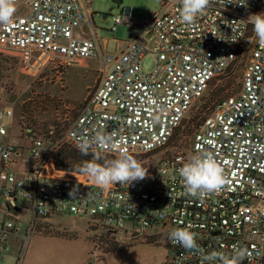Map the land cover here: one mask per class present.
I'll list each match as a JSON object with an SVG mask.
<instances>
[{
  "label": "built area",
  "instance_id": "obj_1",
  "mask_svg": "<svg viewBox=\"0 0 264 264\" xmlns=\"http://www.w3.org/2000/svg\"><path fill=\"white\" fill-rule=\"evenodd\" d=\"M159 2V11L147 21L112 17V33L121 24L139 27L115 54L99 51L90 20L93 11L86 0H15L12 22L0 24V53L25 55L30 74L46 65L61 68L100 57L98 81L61 140L78 150L77 144L96 131L115 132L113 146L94 150L114 157L122 151L134 156L167 150L175 130L211 81L224 75L243 49L248 52L239 91L216 103L195 129L190 147L170 151L147 170L144 180L128 187L115 183L102 189L84 178L45 175L58 142L26 124L21 125V134L29 141L27 151L36 166L17 177L10 165L19 156L18 147L0 141V197L9 212L8 218L0 219V263L10 251L12 237L20 240L14 264L21 263L30 229L19 234L12 210L23 200L30 203L32 223L52 215L86 217L97 230L158 238L154 242L162 241L170 251L163 264H209L198 250H186L168 239L175 228H190L205 253L231 257L247 248L242 264H264V153L255 149L264 143V134L256 129L264 121V48L252 25L238 22L264 12V0L212 5L192 26L181 23L179 0ZM83 28L93 37L75 35ZM147 56L153 65L145 71L142 61ZM11 117L10 108L0 109V137L6 136ZM200 150L211 151L228 178L218 193L204 199L184 194L177 171ZM74 188L73 197L69 192ZM151 230L156 232L149 235Z\"/></svg>",
  "mask_w": 264,
  "mask_h": 264
},
{
  "label": "rangeland",
  "instance_id": "obj_2",
  "mask_svg": "<svg viewBox=\"0 0 264 264\" xmlns=\"http://www.w3.org/2000/svg\"><path fill=\"white\" fill-rule=\"evenodd\" d=\"M86 1L93 11L90 20L101 41L104 54L116 53L113 43L103 44L105 39L114 38L126 42L139 30V27L134 29L127 23L118 25L114 33L110 32L113 16H132L137 20L147 21L160 9L159 0ZM247 55V50L243 49L240 58L231 68L223 76L213 80L203 98L186 114L167 150L135 157L142 167H155L170 151L185 152L190 147L195 129L203 118L211 113L216 103L239 91ZM92 64L93 68L89 70H83L79 66L69 67L67 75L66 68L51 70L47 66L46 70H38L29 76L20 72L16 56L0 53V109L8 107L12 111V118L8 121L9 140L18 146L22 145L24 141L18 125L26 124L52 143L58 142L43 170L45 175L84 178L93 182L85 175L78 176L75 172L64 171V168L59 171L54 166L55 160L63 159L65 153L74 150L61 139L88 93L87 86H92L99 75L98 70L102 66L100 57L92 61ZM152 65L150 56L143 59L142 67L145 71L150 70ZM49 131H53V134L50 135ZM100 156L101 161L117 158ZM86 157L93 158L91 154ZM72 162H68L71 168ZM19 203H23L22 229L19 233L24 235L31 226L32 217L28 202ZM91 230L95 231L94 234ZM154 232L156 231L151 230L149 235ZM157 239L133 233L115 234L99 228L97 231V228L88 225V218L52 215L38 219L33 225L23 249L22 264H161L165 249L162 241L154 242ZM15 253L14 247L12 255L0 264H12Z\"/></svg>",
  "mask_w": 264,
  "mask_h": 264
},
{
  "label": "clouds",
  "instance_id": "obj_3",
  "mask_svg": "<svg viewBox=\"0 0 264 264\" xmlns=\"http://www.w3.org/2000/svg\"><path fill=\"white\" fill-rule=\"evenodd\" d=\"M226 3L229 2L227 0H179L180 21L185 26H192L197 17L204 14L210 6L225 5ZM240 4L244 5L245 3ZM15 12V0H0V24H10ZM238 22L251 24L258 45L264 48V12L250 14L247 20ZM256 129L258 134H264V121L258 122ZM115 135V132L100 130L96 131L94 135L83 138L77 144L81 155L91 154L93 156L92 160L82 163L78 169L79 172L89 177L102 189L115 183L128 187L133 182L144 180L147 176V169L142 167L141 163L132 155L124 151L120 152L115 159H103V163L97 162L102 157L94 150L97 147L113 146ZM255 149L264 153V143H257ZM177 171L184 194L193 198L204 199L210 194L218 193L228 183L224 169L218 164L211 151L200 150L193 153ZM172 178L176 179L175 176ZM76 190L74 188L69 192V195L74 197ZM168 239L186 250H198L201 258L208 261L209 264L213 261H219V264H242L249 254L247 248H239L231 257L217 251L205 253L197 244L196 233L190 228L172 229L168 234Z\"/></svg>",
  "mask_w": 264,
  "mask_h": 264
},
{
  "label": "crops",
  "instance_id": "obj_4",
  "mask_svg": "<svg viewBox=\"0 0 264 264\" xmlns=\"http://www.w3.org/2000/svg\"><path fill=\"white\" fill-rule=\"evenodd\" d=\"M96 32V31H95ZM75 35L76 36H79V37H82V36H85V37H93V33H92V31L91 30H88L87 28H83V30L82 31H79V30H77L76 32H75ZM96 37H97V34H96ZM97 40H98V47H99V51L101 52V53H104V50H103V48L101 47V41L98 39V37H97ZM143 40V39H142ZM108 42H111V43H113L114 44V48H115V52H118V51H120L121 49H123V47L125 46V43L127 42H121V41H118V40H116V39H114V38H111V39H109V40H104L103 41V44L104 45H106V43H108ZM12 54V55H14V56H16L17 57V59H18V63H19V66H20V72L22 73V74H24V75H33V74H30L29 72H28V70H27V68H26V56L25 55H22V54H16V53H13V52H10V51H4V52H2V54ZM96 58H94V59H90V58H87V59H79L77 62H75V63H73V64H71V65H69V66H65V67H63V68H66V75H67V72H68V68L69 67H72V66H79L81 69H83V70H89V69H91V68H93V64H92V61H94ZM47 66H49V65H46L45 67H43L42 68V70L44 71V70H46V68H48ZM49 68L51 69V67L49 66ZM101 68V67H100ZM100 68H99V70H100ZM41 70V71H42ZM52 70V69H51ZM99 70H98V72H99ZM98 77H99V75L96 77V80L94 81V84L92 85V86H87V92L90 90V89H92L94 86H95V83H96V81L98 80ZM12 118V117H11ZM8 126H9V124L7 125V134H6V136H3V137H0V141H2V142H5V143H10V144H12V145H14V146H16V147H18V150H19V156H16V157H14V159H13V161H12V163H11V165H10V170L11 171H13L14 173H15V175L17 176V177H20L21 176V174L23 173V172H25V171H31V170H33L34 168H35V166H36V161L34 160V159H32L30 156H29V154H28V151H27V146L29 145V141L26 139V137H24L22 134H21V136H22V138H23V141H24V143L22 144V145H20V146H18V145H16V144H13L12 142H11V140H9V132H8ZM19 126V128H20V133H21V125H18ZM23 202V200H18L17 202H16V205H15V207L13 208V210H12V214L13 215H15L16 216V218L18 219V224H19V232L21 231V229H22V225H21V204H23V203H19V202ZM28 202V201H27ZM28 207L30 206V203L28 202ZM29 209V211H30V215H31V210H30V207L28 208ZM8 214H9V212L7 211V208L5 207V205H4V202L3 201H0V219H4V218H8ZM32 217V216H31ZM77 218H86V217H77ZM38 220V219H37ZM37 220H35L34 221V223H32V219H31V226L29 227V229H30V233H31V231H32V228H33V225L35 224V222L37 221ZM40 220V219H39ZM88 225H90L91 226V223H90V220L88 219ZM93 227V226H92ZM96 228V227H95ZM29 229H27V231L24 233V234H26V233H28L29 232ZM92 232H93V234H94V230H91ZM98 231V230H97ZM20 234V233H19ZM30 235V234H29ZM28 238H29V236H28ZM20 240L19 239H15V238H10L9 239V244H10V251L8 252V254L6 255V257L4 258V260L3 261H5V259L7 258V257H10V255H12V252H13V250H14V247H15V256H14V258H13V261H12V264H14V261H15V259H16V256H17V254H18V248H19V245H20V242H19ZM144 242V241H143ZM145 243H148V242H145ZM152 244V243H151ZM163 246V245H162ZM164 247V249H165V253H164V256H163V259L161 260V264H163L164 262H165V260L167 259V257L170 255V251H169V249L166 247V246H163ZM2 261V262H3ZM20 264H22V259H21V263ZM89 264V263H88Z\"/></svg>",
  "mask_w": 264,
  "mask_h": 264
},
{
  "label": "trees",
  "instance_id": "obj_5",
  "mask_svg": "<svg viewBox=\"0 0 264 264\" xmlns=\"http://www.w3.org/2000/svg\"><path fill=\"white\" fill-rule=\"evenodd\" d=\"M231 68V67H230ZM229 68V69H230ZM228 69V70H229ZM227 70V71H228ZM223 76V75H222ZM221 77V76H220ZM213 82V80L211 81V83ZM210 83V84H211ZM210 86V85H209ZM208 90V89H207ZM203 98V97H202ZM201 98V99H202ZM181 126H179L176 130H175V132H177L178 131V129L180 128ZM175 134V133H174ZM174 136V135H173ZM173 138V137H172ZM172 138H171V140H172ZM171 140H170V142H169V145L172 143L171 142ZM153 153H155V152H153ZM101 155V154H100ZM92 156V155H91ZM102 156H106V157H111V158H115L114 156H110V155H102ZM137 156H139V155H134L133 157L135 158V157H137ZM64 158H65V162H64ZM93 159V158H92ZM92 159H90L89 157H86V155H81V153L78 151V150H70L69 152H67V153H65L64 154V157H63V159H57V160H55V162H54V166H55V168H56V170H59V171H62V169L64 168L65 170L64 171H70V172H75V173H77V175L78 176H80L81 175V173L79 172V167L82 165V163L84 162V161H90V160H92ZM73 161L72 162V165H73V167L71 168L69 165H68V162L69 161ZM97 162H99V163H103V161H101V160H99V161H97ZM158 164V163H157ZM156 164V165H157ZM51 167H52V169H53V166L51 165ZM69 167V169H67ZM156 167V166H155ZM152 168H154V167H151V168H147V170H149V169H152ZM59 174H61L60 172H58ZM63 176V175H62ZM65 177V176H64ZM77 177V176H76ZM82 179V178H81Z\"/></svg>",
  "mask_w": 264,
  "mask_h": 264
},
{
  "label": "water",
  "instance_id": "obj_6",
  "mask_svg": "<svg viewBox=\"0 0 264 264\" xmlns=\"http://www.w3.org/2000/svg\"><path fill=\"white\" fill-rule=\"evenodd\" d=\"M117 1H119V0H117Z\"/></svg>",
  "mask_w": 264,
  "mask_h": 264
}]
</instances>
